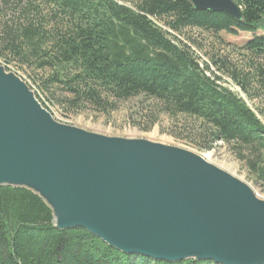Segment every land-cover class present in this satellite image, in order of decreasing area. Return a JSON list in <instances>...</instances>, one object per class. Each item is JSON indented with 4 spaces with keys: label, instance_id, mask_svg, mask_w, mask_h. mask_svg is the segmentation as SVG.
<instances>
[{
    "label": "trees",
    "instance_id": "1",
    "mask_svg": "<svg viewBox=\"0 0 264 264\" xmlns=\"http://www.w3.org/2000/svg\"><path fill=\"white\" fill-rule=\"evenodd\" d=\"M15 1L19 14L0 20V58L6 64L51 70L47 84H62L72 94L65 101L73 110L86 104L114 108L139 95L154 98L173 117L200 120L210 142L205 149L219 141L232 144L264 184V123L219 77H210L209 66L203 69L186 45L168 36L187 28L253 33L243 49L259 60L254 75L228 72L245 92L253 78L264 89V34H258L264 31V0H235L241 21L226 12L196 10L190 0H139L136 9L115 0ZM0 264L216 263L126 254L84 228L55 227L51 208L34 191L0 186Z\"/></svg>",
    "mask_w": 264,
    "mask_h": 264
},
{
    "label": "water",
    "instance_id": "2",
    "mask_svg": "<svg viewBox=\"0 0 264 264\" xmlns=\"http://www.w3.org/2000/svg\"><path fill=\"white\" fill-rule=\"evenodd\" d=\"M243 20L235 0H190ZM0 186L28 188L55 227H81L126 254L264 264V200L192 151L57 121L0 66Z\"/></svg>",
    "mask_w": 264,
    "mask_h": 264
},
{
    "label": "rangeland",
    "instance_id": "3",
    "mask_svg": "<svg viewBox=\"0 0 264 264\" xmlns=\"http://www.w3.org/2000/svg\"><path fill=\"white\" fill-rule=\"evenodd\" d=\"M115 1L136 9L139 0ZM18 7L15 0H0V20H9L18 15ZM155 22L166 30L162 22L156 20ZM258 34H264V31L260 30ZM173 35L169 33L168 36L177 43L186 45L203 69L209 66L207 74L213 79L219 77L218 83L244 100L264 123V89L260 87L256 78H253L248 86V92H245L228 72L235 69L244 73L252 71L254 75V64L259 60L252 58L243 49L245 43L254 37L253 33L239 32L234 35L226 31L212 33L187 28ZM222 59L226 61L225 65L230 68L229 70L221 66L219 60ZM0 66L26 82L36 98L41 100L40 103L57 121L104 136L146 139L192 151L245 182L260 199L264 200V184L255 179L245 162L236 154L232 144L219 141L212 144V149H205L210 142L203 138L200 120L188 115L173 117L161 109L156 99L145 95L116 102L114 108L99 110L86 104L80 109L73 110L65 101L72 94L60 83L47 84L52 75L51 70L21 67L16 62L6 64L1 58Z\"/></svg>",
    "mask_w": 264,
    "mask_h": 264
}]
</instances>
